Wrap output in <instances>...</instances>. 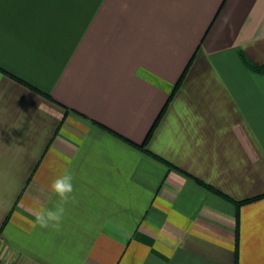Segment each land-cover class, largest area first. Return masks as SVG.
I'll use <instances>...</instances> for the list:
<instances>
[{
    "label": "crops",
    "instance_id": "crops-1",
    "mask_svg": "<svg viewBox=\"0 0 264 264\" xmlns=\"http://www.w3.org/2000/svg\"><path fill=\"white\" fill-rule=\"evenodd\" d=\"M243 53L264 65V0H0V260L264 264V73ZM66 169L61 229L33 227Z\"/></svg>",
    "mask_w": 264,
    "mask_h": 264
},
{
    "label": "clouds",
    "instance_id": "clouds-1",
    "mask_svg": "<svg viewBox=\"0 0 264 264\" xmlns=\"http://www.w3.org/2000/svg\"><path fill=\"white\" fill-rule=\"evenodd\" d=\"M41 108H43V105L39 104L38 110ZM49 188L51 194L57 198V201L52 208L41 206L36 209H31L30 212L35 217L32 226L51 228L55 231H59L65 216L66 205L76 202V197L73 195L75 191L73 175L66 169L63 174L56 177L51 182ZM48 199L51 200V196H49Z\"/></svg>",
    "mask_w": 264,
    "mask_h": 264
},
{
    "label": "trees",
    "instance_id": "trees-1",
    "mask_svg": "<svg viewBox=\"0 0 264 264\" xmlns=\"http://www.w3.org/2000/svg\"><path fill=\"white\" fill-rule=\"evenodd\" d=\"M242 55H243V58H244L245 62H246L251 68H252V70H254L255 72H258V73H264V65H262V64H258V63L254 62V61H251V60H250V59H249L244 53H243ZM184 76H185V73L182 75V77H181L180 80L178 81V83H177V85H176V87H175V90L173 91V94H174V93L176 92V90L179 88L180 84L182 83V81H183V79H184ZM18 80L21 81V82H23V83H25V84H27L25 81H22V80H20V79H18ZM27 85H28L29 87L33 88L34 90L39 91L37 88H34V87L31 86L30 84H27ZM39 92H40V91H39ZM165 108H166V107H165ZM165 108H164V109H165ZM164 109H163V111H164ZM163 111H162V113H163ZM162 113H161V115L158 117V119H157L155 125L153 126V128L151 129V131L149 132V134L147 135V138H146L145 142H144L142 145L139 146L140 149H142V150H144V151H146V152L152 154V155L155 156V157H158V156L155 155V154H153V153H151V151L147 148V143H148L150 137L152 136L153 131H154L156 125L158 124V122H159V120H160V118H161V116H162ZM170 166H171V165H170ZM171 167H172V166H171ZM199 182L202 183V184H204L205 186H207L209 189H212V190H214L215 192L222 194L221 192H219V191H217L216 189H214L211 185L206 184V183H204V182H202V181H199ZM249 201H250V200H249ZM245 202H247V201H242V202H238V203H245Z\"/></svg>",
    "mask_w": 264,
    "mask_h": 264
},
{
    "label": "built area",
    "instance_id": "built-area-1",
    "mask_svg": "<svg viewBox=\"0 0 264 264\" xmlns=\"http://www.w3.org/2000/svg\"><path fill=\"white\" fill-rule=\"evenodd\" d=\"M0 264H8V263L5 262V261L0 260Z\"/></svg>",
    "mask_w": 264,
    "mask_h": 264
}]
</instances>
